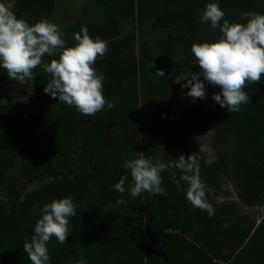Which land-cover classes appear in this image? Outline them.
I'll return each instance as SVG.
<instances>
[{
  "label": "trees",
  "instance_id": "1",
  "mask_svg": "<svg viewBox=\"0 0 264 264\" xmlns=\"http://www.w3.org/2000/svg\"><path fill=\"white\" fill-rule=\"evenodd\" d=\"M207 2L87 0L71 25L59 26L66 46L81 26L107 41L93 66L105 76L103 95L113 102L111 110L81 115L46 94L51 76L40 66L24 80L10 79L0 68V196L5 198H0V264H31L23 243L33 235L40 208L65 196H71L76 214L69 218L72 232L64 243L49 240L50 264H264V217L257 223L242 209L264 204V79L245 86L249 102L238 112L216 104L211 97L219 88L209 85L204 99L178 115L160 104L175 86L174 77L199 71L192 43L220 35L219 28L199 22ZM54 4L14 0L10 10L31 24L49 18ZM219 5L230 22L240 21L245 11L264 13V0H219ZM146 25L154 38L145 35ZM158 69L166 75H155ZM10 81L15 93L6 90ZM28 81L34 111L25 100ZM145 117L144 136L129 134ZM206 131L213 132L215 159L209 162L197 137ZM181 154L197 160L211 217L185 199L186 173L174 166L161 173L163 195L131 197L130 176L123 196L112 187L128 175L126 159L143 155L175 165ZM224 175L234 180L239 203L214 201ZM118 198L125 203L118 205Z\"/></svg>",
  "mask_w": 264,
  "mask_h": 264
},
{
  "label": "clouds",
  "instance_id": "2",
  "mask_svg": "<svg viewBox=\"0 0 264 264\" xmlns=\"http://www.w3.org/2000/svg\"><path fill=\"white\" fill-rule=\"evenodd\" d=\"M198 19L212 29L219 28L220 35L192 43L191 53L199 71L174 77V83L186 89L185 94L193 102L205 98L206 85L218 87L212 100L229 113L238 112L242 104L249 102L245 86L264 79L261 75L264 74V13L245 11L240 16L243 22H230L219 0H208ZM63 37L59 25L48 18L42 17L30 24L0 0V68L10 79H32V70L40 66L51 76L43 87L46 94L74 107L81 115L111 110L113 102L103 95L105 76L93 66L97 56L107 51V41L90 36L86 26L73 33L72 45L66 46ZM44 56L51 59L45 62ZM155 75L166 74L158 69ZM173 166L186 173L183 177L188 183L185 199L211 217L214 209L207 200V185L200 179L197 160L191 155H179L175 165L143 155L126 159L123 167L128 175H121L112 187L123 196L130 176L127 191L131 197L143 192L163 195L161 173ZM116 203L123 204L125 200L118 198ZM40 212L33 235L23 243V250L31 264H50L47 244L52 237L58 243L65 242L70 232L69 218L76 214L75 205L71 196L54 198L44 203Z\"/></svg>",
  "mask_w": 264,
  "mask_h": 264
},
{
  "label": "rangeland",
  "instance_id": "3",
  "mask_svg": "<svg viewBox=\"0 0 264 264\" xmlns=\"http://www.w3.org/2000/svg\"><path fill=\"white\" fill-rule=\"evenodd\" d=\"M14 0H3L4 3L7 4L9 8H11ZM87 2V0H55L54 8L50 17L48 18L52 22L56 23L59 26L71 25L81 14V9L83 5ZM149 24V23H148ZM126 29H129V25L127 23L123 24ZM149 26V25H148ZM146 25L145 35L149 38H154L156 33L151 31ZM139 31H141L139 29ZM135 53L137 55L140 54V48L138 44L134 46ZM184 76V75H180ZM24 80V79H19ZM27 97L25 98L26 103L30 111H34L37 109V102L34 96L32 82H27ZM6 90L12 93L16 92V84L12 81L7 83ZM186 89H181L179 84L175 83V86L168 92V94L160 99L161 108L164 112L168 114L178 115L187 107H189L193 101L185 94ZM149 117L142 118L138 125L134 130H127L129 134H137L139 136H144L145 124ZM151 124H155L154 121H151ZM212 131L201 132L197 135L200 143L201 150L205 159L209 162L215 159V154L211 146L212 139ZM141 138V137H140ZM157 142L159 145H163L162 140L158 139ZM43 182V180L34 182L30 184L27 190H31L35 188L39 183ZM2 200L5 201V198L0 196ZM215 202H224V201H233L239 203L240 200L237 196V191L234 185V180L229 178L228 176L222 177L221 189L217 192V195L214 197ZM17 205V204H16ZM13 207H16L13 205ZM243 212L249 214L251 217H254L256 222L258 223L264 217V204L256 205L254 207H242ZM13 210V209H9ZM69 227V226H68ZM69 233L67 236L71 234V229L69 227ZM63 264H83L82 262H72V261H63Z\"/></svg>",
  "mask_w": 264,
  "mask_h": 264
}]
</instances>
